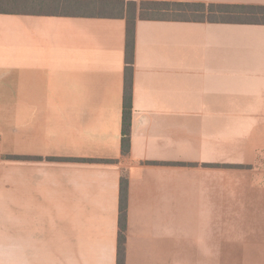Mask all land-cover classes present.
Returning <instances> with one entry per match:
<instances>
[{
	"label": "crops",
	"instance_id": "0c3cea01",
	"mask_svg": "<svg viewBox=\"0 0 264 264\" xmlns=\"http://www.w3.org/2000/svg\"><path fill=\"white\" fill-rule=\"evenodd\" d=\"M33 1L78 10L0 12V264H117L123 173L124 264H264V25L137 17L123 160L126 16L91 9L128 0Z\"/></svg>",
	"mask_w": 264,
	"mask_h": 264
},
{
	"label": "trees",
	"instance_id": "16d2710c",
	"mask_svg": "<svg viewBox=\"0 0 264 264\" xmlns=\"http://www.w3.org/2000/svg\"><path fill=\"white\" fill-rule=\"evenodd\" d=\"M9 1L12 2L15 0H0V12H4V8H2L3 3ZM127 3L133 7V13L129 19L126 18V50L120 145L121 157L123 160L129 159L130 152L134 38L135 20L137 17L143 20H166L188 23L209 22L222 24L264 25V6L205 5L202 3L171 2H141L138 6L137 0H128L125 4ZM171 8L174 10L172 11ZM127 193L128 180L127 176L123 173L120 180L119 194V236L117 264H124V234L126 229Z\"/></svg>",
	"mask_w": 264,
	"mask_h": 264
},
{
	"label": "rangeland",
	"instance_id": "374dc122",
	"mask_svg": "<svg viewBox=\"0 0 264 264\" xmlns=\"http://www.w3.org/2000/svg\"><path fill=\"white\" fill-rule=\"evenodd\" d=\"M140 3L137 2V5L139 6ZM74 7L64 2H54V1L48 2V1H33V0H15L12 2L10 1L4 2L2 5V8H4V10H25V9L30 8L34 11L54 12V13L56 12L65 13V12H73V11L75 12L78 9ZM132 10H133V7L130 6L128 3L125 5L116 4V6H114V9L107 7V5H100V6H97L91 9V11H95L101 14H121L123 13L128 19L131 17V14L133 13ZM171 10L173 11L174 9L171 8Z\"/></svg>",
	"mask_w": 264,
	"mask_h": 264
}]
</instances>
